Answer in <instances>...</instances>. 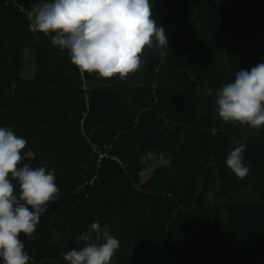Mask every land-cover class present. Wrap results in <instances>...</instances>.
<instances>
[{
  "label": "trees",
  "instance_id": "obj_1",
  "mask_svg": "<svg viewBox=\"0 0 264 264\" xmlns=\"http://www.w3.org/2000/svg\"><path fill=\"white\" fill-rule=\"evenodd\" d=\"M38 2L0 0V127L34 153L21 165L54 171L59 189L19 234L28 264H67L96 221L120 241L110 264H264V126L225 123L215 103L264 63V0H154L169 53L145 47L123 79L80 71L54 34L34 33ZM243 136L241 179L225 161ZM244 189L254 197H234Z\"/></svg>",
  "mask_w": 264,
  "mask_h": 264
},
{
  "label": "clouds",
  "instance_id": "obj_2",
  "mask_svg": "<svg viewBox=\"0 0 264 264\" xmlns=\"http://www.w3.org/2000/svg\"><path fill=\"white\" fill-rule=\"evenodd\" d=\"M154 0H39L28 13L34 33L51 36V43L67 50L80 71L97 73L102 78L121 79L140 70L142 50L155 48L166 56L168 40L163 26L153 18ZM217 115L225 123L249 128L264 126V63L250 70L236 72L232 82L217 92ZM248 137L239 139L226 158V167L238 178L249 168L244 164ZM27 141L0 127V264H28L30 257L19 234L31 236L47 203L55 202L59 189L55 172L43 166L22 164L34 158L32 151L23 154ZM148 153V156H151ZM160 162L168 161L160 157ZM19 188V197L13 194ZM98 234L99 243L92 242ZM79 248L63 255L67 264H110L120 248V241L98 221L89 234H81Z\"/></svg>",
  "mask_w": 264,
  "mask_h": 264
},
{
  "label": "rangeland",
  "instance_id": "obj_3",
  "mask_svg": "<svg viewBox=\"0 0 264 264\" xmlns=\"http://www.w3.org/2000/svg\"><path fill=\"white\" fill-rule=\"evenodd\" d=\"M143 177H145V173L143 174ZM234 197H239V198H244V199H251L252 197H254V193L252 189H244V190H240L237 191L235 193H233ZM97 239H98V243L101 242L99 235L97 234ZM117 260V254H115L110 263H114ZM157 264H171V261L169 262L168 259H166L165 257H159L157 260Z\"/></svg>",
  "mask_w": 264,
  "mask_h": 264
},
{
  "label": "built area",
  "instance_id": "obj_4",
  "mask_svg": "<svg viewBox=\"0 0 264 264\" xmlns=\"http://www.w3.org/2000/svg\"><path fill=\"white\" fill-rule=\"evenodd\" d=\"M100 157H102V155Z\"/></svg>",
  "mask_w": 264,
  "mask_h": 264
}]
</instances>
